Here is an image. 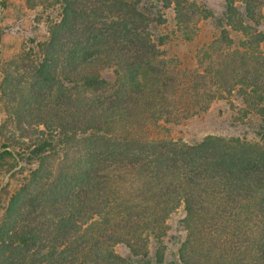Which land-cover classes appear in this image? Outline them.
<instances>
[{"label":"trees","instance_id":"16d2710c","mask_svg":"<svg viewBox=\"0 0 264 264\" xmlns=\"http://www.w3.org/2000/svg\"><path fill=\"white\" fill-rule=\"evenodd\" d=\"M225 1L211 50L232 48L228 29L245 37L242 49L210 56L204 72L215 64L264 118V35L248 24L260 23L264 0ZM27 4L60 16L2 69L0 178H14L21 162L29 171L6 199L0 181V264H130L118 244L166 264L167 220L181 207V264H264V130L258 141L210 135L192 144L160 133L172 122V71L154 20L164 23L161 9L173 7L177 31L192 40L211 12L189 0Z\"/></svg>","mask_w":264,"mask_h":264},{"label":"rangeland","instance_id":"374dc122","mask_svg":"<svg viewBox=\"0 0 264 264\" xmlns=\"http://www.w3.org/2000/svg\"><path fill=\"white\" fill-rule=\"evenodd\" d=\"M211 12L212 17L198 22L197 31L192 40H186L177 31L175 12L173 7L161 9L164 23L155 22L152 25L153 35L156 39L166 37L162 47L165 50L164 59L169 61L171 68V86L168 91V101L171 104L172 122L161 123V135H170L174 139H182L188 143H196L206 136L238 137L249 141H258L260 133L264 130V118L255 111L248 109L241 95L243 88L239 84H225L219 80L217 66L212 65L213 72L205 73L209 67V57L217 61L218 55L226 56L234 49H242L244 36L230 30V38L234 43L232 48L224 47L220 51L211 50L213 42L220 37L221 21L226 10L225 0H189ZM241 12L244 8L237 2ZM152 17L157 19V13L152 10ZM259 24L248 23L264 35V6L260 11ZM60 9H44L41 6L30 8L27 0H0V84L4 64L19 55L23 48L33 43L43 41L48 36V24L58 20ZM223 22V21H222ZM216 47V46H215ZM264 51V42L261 44ZM202 57L208 60L200 66ZM224 58H222L223 60ZM218 70V69H217ZM103 77L112 80V70L105 69ZM232 80V79H229ZM233 81V80H232ZM231 81V82H232ZM209 95V96H208ZM216 95L211 101L210 97ZM218 95H223L219 97ZM208 106L206 110L202 107ZM5 118L4 104L0 91V125ZM21 162L14 178L6 177L0 181L2 185L8 183V190L4 198L13 192L27 175L29 168ZM3 180V181H2ZM185 217L183 207L173 213L167 224L169 230L164 238L166 246V264H181L178 259V250L185 239L186 231L182 220ZM157 243L152 240L150 244V258H154ZM116 252L129 260L130 264H147L142 259L132 257L130 250L124 244H118Z\"/></svg>","mask_w":264,"mask_h":264}]
</instances>
